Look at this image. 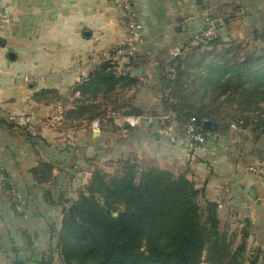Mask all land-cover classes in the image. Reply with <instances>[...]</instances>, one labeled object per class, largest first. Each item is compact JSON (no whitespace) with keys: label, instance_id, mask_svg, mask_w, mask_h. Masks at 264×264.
Returning <instances> with one entry per match:
<instances>
[{"label":"crops","instance_id":"crops-1","mask_svg":"<svg viewBox=\"0 0 264 264\" xmlns=\"http://www.w3.org/2000/svg\"><path fill=\"white\" fill-rule=\"evenodd\" d=\"M132 3L142 41L134 58L118 64L140 72L131 73L134 83L117 88L116 96L129 97L143 115H122L109 106L112 123L93 129L67 110L83 98L72 92L75 84L99 65L91 67L90 58L124 42L121 10L112 0H0L8 13L0 24V120L31 118L27 125L0 124V165L9 186L0 194V254L32 260L55 238L63 208L94 168L110 173L121 160L135 158L142 167L192 180L203 190L200 203H217L221 228L237 227L239 235L246 230L248 247L256 243L258 264H264V180L247 170L264 160V134L231 123L195 145L158 110L161 74L169 60L201 41L202 13L212 14L221 40L248 41L264 32V0ZM132 117L139 122L130 125Z\"/></svg>","mask_w":264,"mask_h":264},{"label":"trees","instance_id":"trees-1","mask_svg":"<svg viewBox=\"0 0 264 264\" xmlns=\"http://www.w3.org/2000/svg\"><path fill=\"white\" fill-rule=\"evenodd\" d=\"M220 45L219 53L204 52L202 57L212 55L199 70L200 92L191 100L192 92L181 84L187 72L181 68L180 58L200 46ZM250 46L252 50L247 52ZM239 49L245 52H234ZM167 66L173 71L163 70L159 91L166 87L173 89L171 95L181 93L178 102L172 98L165 105L178 123L185 125L194 117L195 125L207 134L212 129L204 126L205 120L215 123L219 132L237 123L257 135L264 134V32L248 41H223L218 34L201 39ZM134 80L130 71L119 73L109 61H102L73 87L72 92L83 98L67 110V116L88 123L98 119L96 110L101 104L92 100L99 94L107 100L103 114L111 105L110 110H121L122 115H143L134 107L127 110L129 104L117 103L116 89L130 86ZM161 101L165 104L164 96ZM107 122L112 123L111 116ZM120 163L113 174L94 168L77 198L63 208L56 247L64 264H258L259 251L248 249L246 230L234 244L221 230L217 203L207 199L200 203L203 190L183 173L142 167L135 158ZM11 263L51 264L23 259L18 253Z\"/></svg>","mask_w":264,"mask_h":264},{"label":"built area","instance_id":"built-area-1","mask_svg":"<svg viewBox=\"0 0 264 264\" xmlns=\"http://www.w3.org/2000/svg\"><path fill=\"white\" fill-rule=\"evenodd\" d=\"M113 4L117 6L121 12L125 25V34L126 38L123 43L115 45L109 50L103 51L99 56H94L90 58L89 64L93 66L100 64L102 61H109L113 65L114 69L117 72L129 71L128 67L120 66L118 61L122 58L131 59L134 58L139 44L142 41L141 39V22L137 16L136 9L132 3V0H112ZM202 18L204 25L199 32V37L201 39H209L217 36V28L213 25L215 19L211 18L210 13L204 11L202 13ZM8 18V13L5 10L0 9V24H2ZM166 70H172L170 67H167ZM26 81L31 80L28 76H25ZM112 115V113H109ZM114 114V113H113ZM113 116V115H112ZM9 122H17L22 125H27L31 118L25 114L20 115H10L6 119ZM127 122L130 125H135L139 122L138 117L128 118ZM90 126L93 129L99 128L98 119H94L90 122ZM185 135L188 140L195 145H202L207 140V133H203L196 125L195 118L192 117L184 125ZM247 170L264 180V160L256 163L249 164ZM7 178L0 165V194L4 193L7 190L6 187Z\"/></svg>","mask_w":264,"mask_h":264},{"label":"rangeland","instance_id":"rangeland-1","mask_svg":"<svg viewBox=\"0 0 264 264\" xmlns=\"http://www.w3.org/2000/svg\"><path fill=\"white\" fill-rule=\"evenodd\" d=\"M251 47L252 46H250V48L246 49L247 52L252 50ZM222 48L223 47L221 45L217 46L215 48L200 46L198 48H194V49L189 50L185 55H182V57L180 58V61H181V64H182L181 68H184V70H186V72H187L181 78V84L183 85L184 88H187L186 91L188 93L192 92V94L190 95L191 100L195 97V95H197V92L199 90V89H197V86L199 85V82H200V79L198 78V75H199V72H200L199 70L202 71V69H203L202 65L205 62H207V59H209L210 56L212 55V54H210V55H208V57L207 56L202 57L204 52L205 51L207 52L209 50L210 52H213V53H219V52H221ZM260 51H262V50H260ZM234 52L238 53L239 55H242L245 52V50L239 49V50H236ZM185 60H187V62H185ZM172 71H173V69L171 70V72ZM174 72L172 74H170L171 77L174 76ZM163 90H164L163 92L159 91V94L161 95V99H162V96H164L166 101H165V104L162 103V101H161L162 109H158V110L163 112V113H166V118L169 121H171L170 123H173L172 125L174 127H176L178 130H183L184 133H185L184 125H181L180 123H178L174 119V113L168 110V106H165L167 104L168 100H171L172 98H174L175 101L178 102V97L177 96H179L181 93L180 92L179 93L175 92L173 95H171L170 92H172L173 89L171 91L170 89L165 87ZM199 92H200V90H199ZM94 100H96L95 104H99V103L101 104L96 110L97 112H99L96 118H98L101 121V123L107 122V119H108V117L110 115H108V112L105 113V114L102 113V110L104 109L103 105L107 103V100L103 99L101 94L97 95L94 98ZM117 100H118L117 103H119V104H122V103L129 104V105L132 104L131 99L129 97H127L126 95H124L123 97L122 96L119 97V99H117ZM142 102H144V101H142ZM144 104H146V103H144ZM262 105L264 107V103ZM108 106H111V105H108ZM127 110H133V107L129 106L127 108ZM142 110L144 111L145 109H142ZM226 111H228V110H226ZM116 112L121 114V110H118V111L116 110ZM85 114H87V113H85ZM173 126H172V128H174ZM120 166H121V163H119L117 165V167L113 171L110 172V174H113L116 171H118ZM220 227H221V225H220ZM236 228L237 227H233V226L231 227L230 226L229 228H225L224 227V228L221 229V230L226 231V234L228 236H231V238L234 239V244L238 243L239 240H240L239 231ZM43 247H45V250H43L39 254H36V256H34L32 261H34L36 263L37 262H43V263L51 262V264H64L62 262V260H61V257L59 255V253H58V248L56 247V236H55V238L53 240L50 241V243L48 245H44L43 244ZM256 247H257L256 243L254 245V242H252V244L249 245L248 249H250V251L252 249L256 250ZM11 254H9V253H1L0 254V264H6V263L12 264L11 262H12V259H13L12 257H13L14 254H12V255ZM22 256H24V255H22ZM6 258L8 260H6ZM24 259H26V258H24Z\"/></svg>","mask_w":264,"mask_h":264},{"label":"water","instance_id":"water-1","mask_svg":"<svg viewBox=\"0 0 264 264\" xmlns=\"http://www.w3.org/2000/svg\"><path fill=\"white\" fill-rule=\"evenodd\" d=\"M213 25L217 28V22H216V20H214V22H213ZM139 72H140V69H137V70H133L131 73L133 74V75H137V74H139ZM140 119L141 120H144V121H147V118L146 117H140ZM203 124H204V126L206 127V128H208V129H213V130H215L216 129V127H217V125L215 124V123H213V122H211V121H208V120H205L204 122H203ZM128 124H125V126H127ZM8 188H9V186H7ZM115 214V213H114ZM200 264H212V263H206V262H201Z\"/></svg>","mask_w":264,"mask_h":264}]
</instances>
